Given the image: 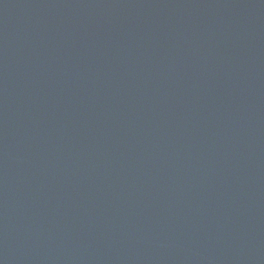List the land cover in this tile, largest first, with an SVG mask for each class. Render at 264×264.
<instances>
[{
  "label": "water",
  "instance_id": "water-1",
  "mask_svg": "<svg viewBox=\"0 0 264 264\" xmlns=\"http://www.w3.org/2000/svg\"><path fill=\"white\" fill-rule=\"evenodd\" d=\"M0 264H264V0H0Z\"/></svg>",
  "mask_w": 264,
  "mask_h": 264
}]
</instances>
